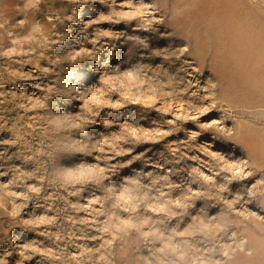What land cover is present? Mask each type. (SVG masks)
Returning <instances> with one entry per match:
<instances>
[{
	"label": "rangeland",
	"instance_id": "obj_1",
	"mask_svg": "<svg viewBox=\"0 0 264 264\" xmlns=\"http://www.w3.org/2000/svg\"><path fill=\"white\" fill-rule=\"evenodd\" d=\"M0 264H264V0H0Z\"/></svg>",
	"mask_w": 264,
	"mask_h": 264
}]
</instances>
